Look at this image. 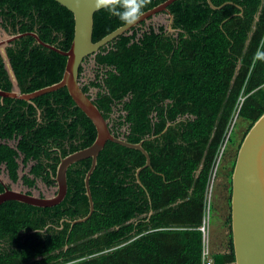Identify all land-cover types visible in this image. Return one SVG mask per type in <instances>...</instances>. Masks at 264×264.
I'll return each mask as SVG.
<instances>
[{
	"label": "trees",
	"instance_id": "trees-1",
	"mask_svg": "<svg viewBox=\"0 0 264 264\" xmlns=\"http://www.w3.org/2000/svg\"><path fill=\"white\" fill-rule=\"evenodd\" d=\"M164 1L152 0L144 12ZM211 3L219 9L207 0L175 1L168 7L171 24L170 15L159 12L83 59L80 88L112 135L143 141L151 167L140 171L139 185L135 173L144 155L108 141L89 180L94 211L72 227L68 221L89 212L84 177L90 159L68 168V190L59 205L5 202L0 264H203L199 228L216 158L234 144L233 130L242 122L245 130L225 175L230 207L237 150L264 113V0ZM0 20L9 34L34 32L63 51L73 39L72 14L53 0H0ZM123 25L99 10L93 42ZM6 54L21 93L55 84L64 73L66 58L32 37L14 41ZM90 64L93 76L87 79ZM12 87L0 55V90ZM95 138V127L66 88L32 103L0 98V172L4 166L15 183L20 167L33 163L22 176L28 189L37 179L55 187L61 158ZM221 228L228 232L214 233L213 261L233 264L230 208Z\"/></svg>",
	"mask_w": 264,
	"mask_h": 264
},
{
	"label": "water",
	"instance_id": "water-1",
	"mask_svg": "<svg viewBox=\"0 0 264 264\" xmlns=\"http://www.w3.org/2000/svg\"><path fill=\"white\" fill-rule=\"evenodd\" d=\"M53 1L67 9L73 16L74 34L69 49L63 51L56 46L48 44L42 41L34 32L9 34L1 27L4 38L0 39V55L3 58L13 87L10 91L0 90V98L32 103V100L35 98L66 88L75 105L92 122L96 130V138L89 147L61 158L54 177L56 191L51 196L34 195L30 191L15 190L0 178V183L3 186V192L0 193V206L8 201H15L36 208H51L59 205L65 199L68 190V168L79 161L90 159L91 165L84 177V188L88 199L89 212L83 218L68 221L72 227L75 224L88 220L94 211L89 180L96 168L98 155L108 141L128 149L140 151L144 155L145 164L143 167L138 168L135 173L136 182L139 185H142L139 179L140 171L151 167L149 154L142 146L143 141L130 143L111 134L101 112L85 95L78 84L80 65L84 58L97 52L105 44L121 36L131 28L136 27L139 23L154 14L159 12L168 13L171 24L173 18L168 7L178 0L164 1L145 11L144 15L136 23L123 25L97 42H93L92 40L94 14L99 11L94 7V0ZM207 2L212 9H219V7H215L211 3V0H207ZM169 30L172 31L171 27H169ZM23 37H32L41 47L54 51L66 58L64 73L59 82L31 93H21L10 60L6 54V48L14 41ZM2 49H5L4 55L1 54ZM151 214L152 211H150L149 215ZM230 217L232 246L235 258L233 264H264V113L249 129L237 150L231 174Z\"/></svg>",
	"mask_w": 264,
	"mask_h": 264
},
{
	"label": "rangeland",
	"instance_id": "rangeland-1",
	"mask_svg": "<svg viewBox=\"0 0 264 264\" xmlns=\"http://www.w3.org/2000/svg\"><path fill=\"white\" fill-rule=\"evenodd\" d=\"M3 38H4V33H3V29L1 28V24H0V39H3ZM4 53H5V49L4 50L2 49L1 54L4 55ZM92 67L93 66L90 64V65L86 66V68H85V75H86L87 79H90L93 76ZM238 122L239 121H237L238 126H236L233 130L235 133L234 144L231 145L230 143H228L227 150L224 152L223 158H222L219 166L217 167V172H216V176H215V180H214V194H213V201H212L213 202V210L211 212V219H210L212 243L214 241L213 238H216L215 234H217V231H219L220 234L222 233L225 236L227 235V232H228L227 228H221V223L227 217L228 210L230 208L228 206L227 201H226L227 191L225 190V187H227V179L225 178V175H226L227 169H229L228 168L229 162L234 158V154H235V150H236L235 148L238 145L240 139L242 138V133L245 130V126L242 124V122H241V124ZM229 149H231L230 152H228ZM26 172H28L27 169L24 170V168L21 166L20 170H19V176H22ZM0 178L8 186H11L13 189L20 190L23 192L30 191L34 195L51 196L56 191L55 187L49 188L44 183H42L41 181H38L36 184V187L32 188V189H28L27 187H25L22 184H16L15 185L8 179L4 166H2V168H1ZM215 217H217L219 219V222H218V220H216V222H215V224H217L216 226L212 225L213 222L215 221ZM225 242H226V240L220 241L221 245L224 244ZM214 246H213V248H214ZM218 248L220 249V247H218Z\"/></svg>",
	"mask_w": 264,
	"mask_h": 264
},
{
	"label": "clouds",
	"instance_id": "clouds-1",
	"mask_svg": "<svg viewBox=\"0 0 264 264\" xmlns=\"http://www.w3.org/2000/svg\"><path fill=\"white\" fill-rule=\"evenodd\" d=\"M152 0H94L96 10H103L125 25L136 23Z\"/></svg>",
	"mask_w": 264,
	"mask_h": 264
},
{
	"label": "built area",
	"instance_id": "built-area-1",
	"mask_svg": "<svg viewBox=\"0 0 264 264\" xmlns=\"http://www.w3.org/2000/svg\"><path fill=\"white\" fill-rule=\"evenodd\" d=\"M224 148V147H223ZM224 150L222 149L219 156L216 158L215 168L211 175V181L207 187L206 193V209L205 215L203 216L202 224L199 228V231L202 233V246H203V264H215L212 257L211 252V204L213 201V194H214V180L217 172V167L219 166Z\"/></svg>",
	"mask_w": 264,
	"mask_h": 264
},
{
	"label": "flooded vegetation",
	"instance_id": "flooded-vegetation-1",
	"mask_svg": "<svg viewBox=\"0 0 264 264\" xmlns=\"http://www.w3.org/2000/svg\"><path fill=\"white\" fill-rule=\"evenodd\" d=\"M230 150H231V149H229L228 152H230ZM32 164H33V163H31L28 167L24 168V170L27 169V171H28V170L30 169V167H31ZM19 170H20V169H19ZM26 173H27V172H26ZM26 173H24V174H26ZM24 174H23V175H24ZM6 175H7L8 179L11 181L10 177L8 176V173H7ZM23 175H22V176H23ZM22 176H19L18 181L15 182V183H17V184H22V185H23L24 183H23V180H22ZM38 181H41L42 183H44L41 179H37L35 183L37 184ZM12 182H13V181H12Z\"/></svg>",
	"mask_w": 264,
	"mask_h": 264
}]
</instances>
